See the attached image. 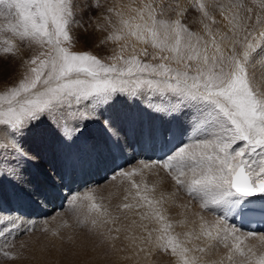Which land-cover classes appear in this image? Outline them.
Wrapping results in <instances>:
<instances>
[{"label": "snow or ice", "instance_id": "obj_1", "mask_svg": "<svg viewBox=\"0 0 264 264\" xmlns=\"http://www.w3.org/2000/svg\"><path fill=\"white\" fill-rule=\"evenodd\" d=\"M98 7L96 0H85L83 8L79 0H0V16L16 17L15 24L9 22L0 31L27 41L30 48L42 49L25 62L16 45L5 41L0 55L4 64L17 61L18 67L25 69L14 86L0 92V179L20 183L24 164L33 160L23 140L39 124H47L66 143L78 139L90 125L99 124L104 139L97 147L122 151L127 147L128 132L109 109L124 100L163 122H149L136 129L142 143L172 145L159 156L154 153L156 158L150 157L151 163L143 167L163 169L175 183L174 196L183 191L202 201L204 210L219 212L211 223L200 216V232L195 235L196 240L204 237L215 243L189 248L174 237L165 240L163 235L153 242L152 231L143 221L164 217L160 210L137 211L151 209L153 200L147 196L135 204L118 206L127 210L124 219L128 223L121 222L120 227L109 226L119 217L100 211L95 203L91 207L96 216L89 222H78V226L113 248L112 242L121 239L122 230L134 233L139 229L146 235L122 238L138 248L135 254L144 251L137 240L140 244L154 243L155 249L177 257V264H225V257L205 260L192 254L207 255L221 244L228 249L226 259L230 262L239 254L241 259L235 264H264V246L246 251L241 247L242 237L255 239V234H245L231 223L241 208L264 219V88L260 86L264 82L260 67L264 64V0H229L228 4L189 0L185 6L179 0H152L140 10L141 20L147 11L143 26L136 24L133 30L128 20L122 23L131 35H138L143 27L155 48L172 53L170 57L159 56V63L141 61L134 55L114 57L122 64H109L90 52L72 51L76 41L73 25L82 27L85 11ZM189 8L198 13L194 22L202 25L207 40L184 22ZM221 9L228 11L224 17L227 32L218 40L210 24L220 23L213 13ZM226 38L231 42L227 49L221 44ZM145 55H150L147 50ZM152 58L157 59L155 55ZM169 60L176 66L165 63ZM120 174L132 175L123 170ZM133 187L139 189V185ZM136 196H140L139 191ZM133 216H138L140 223ZM0 221V237L12 232L29 235L35 228L31 217L13 219L11 214L0 213ZM8 225L11 227L5 233ZM69 227L67 222L56 228L43 227L39 235L21 243L16 254L0 251V255L16 260L29 250L49 253L57 241L61 248L64 243L73 244L74 237L64 232ZM170 227L166 225L164 231ZM258 239L264 242V236ZM230 240L233 243L229 244Z\"/></svg>", "mask_w": 264, "mask_h": 264}, {"label": "rangeland", "instance_id": "obj_2", "mask_svg": "<svg viewBox=\"0 0 264 264\" xmlns=\"http://www.w3.org/2000/svg\"><path fill=\"white\" fill-rule=\"evenodd\" d=\"M88 2H90V0H88ZM151 2H152V0H96V3L99 5V7L97 9L85 11L84 16H83V21H84L83 26L77 27V26L73 25L72 34L76 37V41H75V44L71 50L76 51V52H85V51L90 52L91 54L100 58L105 63H109V64H112V63L122 64V61H118V60L114 59V57L123 56L125 58H128V57H131L134 55L141 61L152 62V63L161 62L159 60V56H161L163 54H166V56H168V55L171 56L172 53L169 51H164L161 53L158 48H155L153 46V44H152V46H150L148 41L147 42L146 41H141V42L137 41V42L141 43V45H139V46L136 45L134 43L135 42L134 39H137V40L140 39L139 35H131L130 32L128 31L129 29L122 23L123 20H128L129 23L133 26V30H135L134 26L136 24H141L143 26V21H146V19H148L147 11L146 10L144 11V20H141L140 19V15H141L140 10L145 9V5H147ZM179 2L182 6L189 4V0H179ZM218 2L221 4H228L229 0H218ZM79 3H80L81 8H83L85 6V0H79ZM109 9H111V11H109ZM213 15H214L215 20L219 21L220 23L210 24V27L216 33L217 38L219 40L221 30L223 28H225V25L227 24V21L224 19V17H226L228 15V11L221 9L219 11L214 12ZM78 19H80V17H78ZM197 20H198V13L195 12L194 10H192L191 8H189V12L185 17L184 22L188 24V27L193 32H197L201 36H203L204 31H203L202 25L199 24L198 22H194ZM9 22L15 24L16 23V17L15 16H0V28L6 29ZM114 24L124 25V28H122L121 31L122 32L128 31L127 33L129 35L127 36L128 38L125 36L123 38L122 44H123V47L125 46V48L119 49L116 46H114V50H112V52L115 51V54H114L115 56H112V55H108L110 53L104 54L103 50H105V51L109 50L107 48V43H105V41L106 42L107 41L112 42V41L111 40H105V39H108L109 38L108 35L112 34ZM225 29H227V28H225ZM203 38L205 40L208 39V37L205 35ZM5 41H10L11 43H14L16 45V49L19 50V48H21L19 51H23L22 53H24L25 55L27 52L30 51L29 49H31L28 46L27 41H21L18 36L12 34L9 31L2 30V31H0V55L3 54V48L5 46ZM15 41H17L19 43H16ZM98 41H100V42L98 44H96ZM103 41H104L106 46L105 47L102 46L101 48H99L98 45L99 44L101 45L103 43ZM229 41L230 40L226 38L222 42H229ZM20 42H21V44H20ZM129 43H131V44H129ZM134 44H135V46H134ZM102 45H104V44H102ZM133 46H134V49H131V47H133ZM136 46H137V48L135 49ZM17 47H19V48H17ZM151 47H154L155 48L154 50L157 53L160 52V53H158L159 55L156 56L157 59H155V60L152 59L153 56H152L151 51L153 49ZM147 48H149V49H147ZM26 50H27V52H26ZM145 50H147V52L150 55H145ZM38 52H35V53L38 54ZM31 55H34V53L30 54L29 56L26 55V57H25L26 60L28 59V57L30 59ZM4 59H10V56H5ZM165 63H168V64L172 65L173 67L176 66L174 64V62L171 60H169L167 62L165 61ZM6 65H7V68L5 70L3 68L4 67V60L0 59V81H7V80L12 81V79H14L12 74H14V73L16 74V70H17L16 69V62L13 63V61H12L11 64H6ZM261 65H263V67ZM261 65H260V67L264 69V64H261ZM23 70H21V72ZM18 72H20V69L18 70ZM15 79H17V78H15ZM7 84H8V85H6L7 88L15 85V83L9 84L8 82H7ZM7 88L5 90H7ZM0 92H3V91L0 90ZM128 106L131 109H134L136 111L141 109L139 106L135 105V107H134V105H130L128 103H125L124 100H119L113 105L111 110L109 109V114L112 115L113 117L115 115L114 118H116L118 113L124 114V112H125V115H126V109H128L127 108ZM121 116L123 117V115H121ZM94 125L99 126V124H94ZM41 127H42V129H41L42 131L44 129L45 132H50L48 136H50L51 139H53L52 140L53 144L57 145V144H60L63 142V140L60 139L52 129L50 130L48 128L49 126L47 124H44ZM93 130L94 129H92V126L90 125L88 128L85 129V131L83 133L85 135L92 136L91 134H93V132H94ZM52 133L54 134V137L56 136L55 139L51 135ZM36 135L37 134H35V133L32 134V137L37 139V140H35L36 142L33 141L34 144L37 143V141L40 137L44 138L40 135H37V136ZM49 157L51 158V160ZM38 158L40 159V160H38L39 165L44 164V163L46 164V162L47 163H49V162L54 163L55 162V159L51 156H48L47 159H45V157L41 158V156ZM137 162H138V164H136ZM137 162H135L133 160L128 161L122 169L116 168L118 171L116 169H112L111 173L107 174L106 176H104L102 174L101 180L97 183H95L93 181L92 183H90L88 185L81 184V187H79V189H77L79 191L76 190L77 192H70V195L67 196V199H65V208L64 209L61 208L60 210H57V209L55 210L52 208L51 212H47V213H44L43 211L40 212L41 211V210H39L40 207H37L35 205V202L39 203V201L34 200L35 202L31 203L33 206L35 205L32 215L26 214L23 212H19L20 214H18V215L23 217V218H27V219L29 217H31V222H32V224L35 225V228L32 229V231L29 233V235L17 236L16 232H12L9 235H4V236L0 237V251L7 252V253H9V255H14L20 251V244L21 243L27 242L33 235H39V229H41L43 227L56 228L59 225L63 224L64 222H67V224L70 225V227L65 229L64 232L66 234L72 235L74 237L75 242L73 244L64 243L63 247L61 248L60 247L61 242L57 241V247H59L60 252H61L60 253L61 257L59 256L58 261H60L61 263H53V264H62L64 261H71V264H80L82 262V260L80 258L75 259L74 255L76 254L77 249L82 244V242L88 240V237H84L85 233H86L85 232L86 228L79 227L78 222H89L91 214L93 212H96L95 210L92 209V207H91L92 204L95 203L97 205H100L99 210L104 211L107 208L109 209L110 206L112 207L114 203L124 204L128 201L129 203L135 204L138 201V199L141 200L146 194H152V195L154 194L155 202L160 200L159 201L160 206H158L155 203V206L158 207V208L156 207V210L159 208H160V210L163 209L162 210L163 212L161 211L163 213V215L167 216V214H168L169 217H172V216L174 217V215L177 213L175 216H177L178 218L180 217V219H182L184 231H186V233H192V234L194 233L193 236L190 235L191 237L187 236L188 237L187 242L189 240L192 241V239H193L192 243L190 241L187 243L188 247L191 248V246H189V245L190 244L193 245L195 243H198L197 245L195 244L196 247H201V245H203V244H205V245L213 244L214 241H209L207 238L203 237L200 240L195 241V238H193V237H195V233L198 234L200 232L199 227L201 226L202 222H201V220L199 222V217L204 216L203 212H204L205 216H207L208 213L210 214L209 215L210 217L209 216L205 217V220H208V222H210V223L213 222L216 219V217L219 216V212H212V211L204 210L201 207L202 201H198V200L195 201L194 199H192L189 195H187L183 191L179 192L178 193L179 195L177 194L174 196L173 193L175 192V183H174V181L171 180V178L167 175V173L163 169L158 168V167H151V168L143 167V165L145 163H151V161H148L146 159L144 161L143 160H139V161L137 160ZM120 170H123L125 172H131L132 175L126 177V176L120 174ZM58 172H57V174H58ZM114 172L118 175V176L117 175L115 176L116 179L112 178ZM55 174H56V172H54V174H53V180L54 181H55V179H54ZM59 177H60V175L58 176V178ZM142 179H144V181ZM31 180H32V182L35 181L34 178H31ZM10 181L11 180H7L4 178L0 179V207H1L0 213L11 214V217L14 219L15 217H13V215H12L13 214V206H11L12 201L14 199H13L12 195H10L11 193H9V191L11 190ZM139 183L141 185H139ZM101 184H103V185H101ZM134 184L139 185V189H137L136 187H133ZM35 190L36 191L41 190L39 184H38V186L36 185ZM65 191L66 192L69 191V186L65 187ZM137 191L140 192L139 197L136 196ZM142 193H144V194L141 196ZM89 196L92 197V199H88ZM125 196L128 197L127 200H125ZM124 201H126V202H124ZM106 202H107V206H105L106 204L104 205V203H106ZM188 203L189 204L192 203V204H190V206H189ZM194 204H195V206H194ZM181 206H182V208H181ZM193 206L197 210L199 209L198 213H195V212H197V210ZM47 207H48V205H47ZM50 207L51 206H49V208ZM6 209H8V211H6ZM91 209H92V211H90ZM188 209L190 212H192V214L194 213V216L192 214H190L191 216H193V218L190 217V215H189L190 212L188 211ZM137 210H139V209H137ZM16 211H18V209H16ZM183 212L185 214L183 216H181V214H183ZM186 212L187 213L189 212L188 215ZM201 212H202V215H201ZM162 213H161V215H162ZM173 213H174V215H173ZM184 216L187 217L186 219H184L185 221H183ZM234 217H233V221H231V223H233V224H234ZM195 218L196 219L198 218V221ZM27 219H25V220H27ZM187 219H189L190 221H191V219L192 220L194 219L195 221L194 220L191 221L193 223H191L189 221L190 224H188ZM184 222H186L189 226H187L186 223L184 224ZM194 222H197L198 224L194 223ZM2 224H3V222L0 221V225H2ZM190 225H192V226H190ZM196 225H198L199 227L198 226L196 227ZM10 227H11V225H8L7 227L4 228L5 233L8 232V229ZM185 227H186V229H185ZM187 227H189V228L191 227V228L189 229ZM192 227H196V229H194ZM235 227L237 228L236 225H235ZM237 229L242 231V229L239 227ZM190 230H191V232H190ZM255 237H257V236H255ZM258 238L259 237L255 238V239L252 237H248L247 239H244L242 237L241 247L244 248L246 251L248 247L255 246V247L259 248V247L264 246V242L260 241ZM201 241H203L204 243L200 244V243H202ZM228 243L231 244L233 242L230 240ZM13 245H14V247H13ZM198 245H200V246H198ZM205 245H203V246H205ZM192 247H194V245ZM217 249L210 251L207 255H205L203 253H201V255H203V256L205 255V257H207V259H213V260L219 259L221 257H225V264H235V261H238L239 259H241V257H239V254H237L236 257L234 258V261L230 262L226 259L228 249L224 248L222 244L218 245ZM216 250H217V252H216ZM218 251L220 253L221 252L222 253L220 254V253H218ZM62 255H63V257H62ZM210 256H211V258H210ZM16 260H18V259H16ZM16 260L8 259V258H5L3 255H0V264H21V262L15 263ZM23 264H29V263L27 261H25Z\"/></svg>", "mask_w": 264, "mask_h": 264}, {"label": "bare ground", "instance_id": "obj_3", "mask_svg": "<svg viewBox=\"0 0 264 264\" xmlns=\"http://www.w3.org/2000/svg\"><path fill=\"white\" fill-rule=\"evenodd\" d=\"M144 23H145V21H143V24ZM122 28H124V25L114 24L113 30L111 29L112 34L108 35L109 36L108 39H105V40H111L112 42H108V41L106 42L105 41V43H107V48L109 50H107V51L103 50L104 54L110 53L108 55L115 56L114 55L115 51L112 52V50H114V46H116L119 49L125 48V46L123 47L122 42H123L124 36L127 37L129 35L127 33L129 30L127 32H122L121 31ZM225 28H223L221 30V33L227 32L226 31L227 29H225ZM138 35H139L140 39H138V40L134 39L135 40L134 43L136 45H138V46L141 45V43H139L137 41H140V42L141 41H146V42L148 41L149 45L152 46L153 43L151 41L150 34L147 33V31L144 30L143 27L141 28V30H139ZM117 37H119V38H117ZM203 37H204V35H203ZM17 41H15V42L19 43ZM99 42L100 41H98L96 44H98ZM105 43L103 41L102 44H104V45L99 44L98 47L99 48H101L102 46L105 47L106 46ZM230 43L231 42L229 41V42H222L221 44L225 49H227L230 47ZM20 44H21V42H20ZM129 44H131V43H129ZM135 44H134V46H135ZM134 46L131 47V49H134ZM17 48H19V47H17ZM136 48H137V46L135 47V49ZM151 48L153 49L151 51L152 56L153 55H155V56L159 55L158 53H160V52L157 53L154 50L155 49L154 47H151ZM20 49L21 48H19V50ZM147 49H149V48H147ZM29 50H28L29 52H27V50H26L27 53L25 52L27 56H29L32 53H34V55H35L36 54L35 52H38L39 50L41 51L42 49H39V48H36L33 46ZM22 52L23 51H19L20 55L23 56L25 62H27L29 57L26 60V58H25L26 55ZM163 55H166V54H163ZM14 62H16V69L17 70H16V74L14 73V74H12V76L14 79L15 78H17V79H15L16 81L14 79H12V81H8V80L7 81H0V90L1 91H4L7 88L6 87V85H8L7 82L9 84H14V83H17V81L20 78H22L21 74L25 71V69L23 67H18L17 61H13V63ZM261 66L263 67V65H261ZM3 68L6 70L7 65L4 64ZM19 69H20V72H18ZM21 70H23V71L21 72ZM260 86L262 88H264V82H262ZM134 107H135V105H134ZM127 108L128 109H126V115H125V112H124V114L118 113L119 114V115L117 114L118 117L116 116V118H115L121 124V126H123L125 131L128 132V136L126 137L127 147H125L122 151L111 152V151H108L106 149L101 150L97 147V145L102 143L103 139H104V131L100 125L99 126L98 125H91L92 129H94L93 134H91L92 136H88V135H85L84 133H82L81 136L78 139H76L75 141H73L72 143H66L63 141L62 143L59 142L60 144H57V145L53 144L52 143L53 139H51V137L48 136L50 132H45L44 129H43L44 132L41 130L42 129L41 126L44 124H39L35 128H33L30 132H28L24 137L23 144H24L25 150L28 151L29 155H31L33 157V160L26 162L24 164V171L22 174L23 178L20 181V183H15L12 180L10 181V184H11L10 188L12 191L10 190L9 193H11L10 195H12V197L14 199L12 201V204H11V206H13V214H12L13 217L19 216L18 215V214H20L19 212H23V213L32 215L35 205L37 207H40L39 208V210H41L40 212H42V211L44 213L51 212L52 208L56 210V206H53V204H56L58 201L62 202V206H63L62 208L64 209L65 208V199L67 198L68 195H70V192L79 191L77 189H79V187H81V184L88 185V184L92 183L93 181L95 183L99 182L102 178L101 177L102 174L104 176H106L107 174L111 173L112 169H116V166H115L116 159H121L124 161V164L120 167V169H122L125 166V164L131 160H133L135 162H137V160L138 161L139 160L144 161L145 159L148 161H151L149 159L150 157L152 158V160H154L153 154H154L155 150H153V148H151L149 146L150 143L140 142V140L136 134V129H138L141 125L148 124L149 122H156L158 124H162L163 122L162 121H156L155 118L151 117L143 109H139L136 111L134 109H131L129 106ZM121 115H123V117ZM114 117H115V115H114ZM48 128L51 130L50 127H48ZM34 133L37 135H40L44 138L40 137L38 139L37 143L34 144L33 141L37 140L36 138L32 137V134H34ZM51 135L55 139L56 136L54 137L53 133ZM169 145H170L169 143H163L162 148L166 147V146L168 147ZM134 146L137 147V152L132 151V148ZM40 156H41V158L45 157V159H47L48 156H51L55 159V162L54 163H52V162L47 163L46 162V164L44 163V164L39 165L38 160H40V159L38 157H40ZM50 160H51V158H50ZM136 164H138V162ZM54 172H56L55 178H54L55 181L53 180ZM57 172H58V174H57ZM59 175H60V177L58 178ZM66 176L68 177V181L64 180V178ZM31 178H34L35 181L32 182ZM4 179L10 180L8 178H4ZM142 180L144 181V179H142ZM35 184L37 186L39 184V186L41 188L40 191L35 190V188H36ZM101 185H103V184H101ZM139 185H141V184L139 183ZM68 186H69V191L66 192L65 187H68ZM143 194L144 193H142L141 196ZM145 196H147L149 199L153 200V205H152L151 209L145 208L143 210H137V211L151 212L153 210H156L157 206H155L156 202H155L154 194L153 195L152 194H146ZM34 200L39 201V203L35 202ZM195 201H197V200H195ZM34 202H35V205L33 206L31 203H34ZM124 202H126V201H124ZM156 204L158 206H160L159 203H156ZM190 204H192V203H190ZM190 204H189V206H190ZM47 205H48V207H47ZM104 205L107 206V202L104 203ZM122 205L123 204H121V203H114L112 207L110 206L109 209L107 208L106 210H104L110 216H118L119 217V220L117 221L116 224L109 225V226L120 227L121 222H123L125 224L128 223V221L124 219L125 215H127V210H123L121 207H118V206H122ZM49 206H51V207L49 208ZM194 206H195V204H194ZM181 208H182V206H181ZM16 209H18V211H16ZM157 210H160V208ZM162 210H160V212ZM198 210L195 213H198ZM6 211H8V209H6ZM90 211H92V209ZM188 211H189V209H188ZM188 213H187V215H188ZM240 213H241V211L239 209V214H237L234 217V224L236 226H237V221H238V218L240 216ZM184 214L185 213L183 212V214H181V216H183ZM190 214H192V212H190L189 215ZM173 215H174V213H173ZM175 215H174V217L173 216L169 217L168 214H167V216L166 215L164 216L162 213V216L164 217L163 220L151 218L149 220L143 221V223L145 225H147L148 230L152 231V241L153 242H155L159 236L163 235L165 237V240H167V238H169V237H174V238H176V242H179V243L183 244V246L188 247L187 243L190 240L187 242V238L193 236L194 233L193 234L191 233L192 234L191 236L186 235V231H184V229H183L182 219H180V217L178 218ZM192 215L194 216V213ZM201 215H202V212H201ZM203 215H204L203 217L205 218V217L209 216L210 214L208 213L207 216H205V214L203 212ZM95 216H96V212H93L90 216L89 221ZM193 216L190 215V217H192V218H193ZM131 218L137 219V222L140 223L138 216H133ZM186 218L187 217L184 216L183 221H185L184 219H186ZM24 219H27V218H24ZM187 220H188L187 223L190 224L189 223L190 220L189 219H187ZM193 220L191 219V221H193ZM196 220L198 221V218ZM199 222H200V219H199ZM185 223L186 222H184V224ZM187 223H186V225L189 226ZM191 223H193V222H191ZM194 223H197V222H194ZM168 224H170L171 227L168 228L167 231L165 232L164 231L165 226ZM190 226H192V225H190ZM197 226L198 225H196V227ZM196 227H192V228L196 229ZM238 227L239 226H237V228ZM187 228H189V227H187ZM185 229H186V227H185ZM191 230H190V232H191ZM85 232L86 233H85L84 237H88V240L82 242V244L77 249L76 254L74 255L75 259L80 258L82 260V262L80 264H177V257L172 256L169 253H164L162 251L155 249L154 243H153V245L140 244L139 240H137V244H139L140 247H143L144 251L139 252L138 255L135 254L139 251L138 248L135 245H131L129 241H125L122 238L125 235H135L138 237L141 235H146V233H142L139 229H137L136 232H134V233H125L122 230L121 233H119V235L121 236V239H118V240H115L112 242L115 244V248L111 247L110 244H108V243H102L101 238L98 235L90 233L87 228H86ZM241 232H243L245 234L249 233V232L244 231L243 229ZM251 233H254L255 236H257V237L264 236V231L263 232L252 231ZM112 235L116 236L117 233L113 232ZM195 235H196V233H195ZM193 238H195V237H193ZM201 238H203V237H201ZM192 241H193V239H192ZM192 241H190V242L192 243ZM195 241H196V239H195ZM209 241H211V240H209ZM201 242L202 243H200V244L204 243L203 241H201ZM213 243H215V242H213ZM195 244L197 245L198 243H195ZM195 244H193V245L196 247ZM193 245L190 244L189 246H191V248H192ZM203 245H205V244H203ZM203 245H201V247L206 246V245L205 246H203ZM198 246H200V245H198ZM215 249H217V247ZM215 249H213V250H215ZM217 250H216V252H217ZM149 251H152L154 254L148 255ZM60 253L61 252H60L59 247H56L55 249L51 250L49 253H46V254H40L38 252L33 253L31 250H29V251H26L24 253L23 258L16 260L15 263L21 262V264H23L25 261H27L29 264L61 263L60 261H58L59 256L61 257ZM218 253H220V252L218 251ZM192 254L200 255L205 260H207V257H205V255L204 256L201 255V253L199 254V252L194 251ZM63 255H62V257H63ZM211 256H210V258H211ZM62 264H71V261H64Z\"/></svg>", "mask_w": 264, "mask_h": 264}]
</instances>
